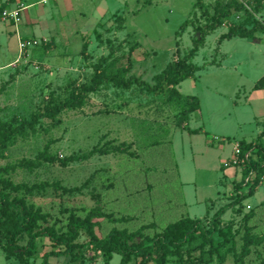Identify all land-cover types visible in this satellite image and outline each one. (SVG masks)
<instances>
[{
	"label": "rangeland",
	"instance_id": "obj_1",
	"mask_svg": "<svg viewBox=\"0 0 264 264\" xmlns=\"http://www.w3.org/2000/svg\"><path fill=\"white\" fill-rule=\"evenodd\" d=\"M1 1H5L1 6L10 3V8L23 5L25 9L20 13L17 27L0 23V125L8 128L23 125L25 131L11 141L0 142V166L13 168L4 175L5 179L30 188L28 192H11L10 197H22L41 209L47 216L46 223H40L41 228L50 225L64 228L70 212L83 214L97 207L110 209L106 191L119 176L126 171L153 172L143 155L149 154L156 141L166 152L165 167L177 166L176 180L169 185L153 177L138 181L141 187L146 180L154 184L152 201L147 198V192L140 199L149 200L148 203L159 208L157 226L185 212L179 208L166 212L162 203L167 198L190 204L187 213L191 218H199L205 209L209 212L222 203L219 200L227 194L228 186L216 181L217 175L226 171L220 172L219 165L231 159L235 143L248 141L264 123V119L255 120L258 115L264 116V91L257 96L250 90L264 75V42L248 43V39H264V0ZM218 1L233 6L192 58V63L201 68L194 78L173 89L164 88L158 94H149L144 88L126 91L106 84L89 93L82 108L41 118L33 129L26 126L45 107L61 103L73 89L88 86L94 66L102 59L126 69V77L134 76L153 85V77L168 63L187 54L196 27L211 21ZM234 3L239 7L235 8ZM231 28L240 35L241 31H249V38L221 40ZM18 38L35 39L40 44L19 51ZM184 95L199 99L200 121L198 125L195 120L188 125L191 129L200 126L204 132L189 133L181 129L188 109L195 107V102ZM156 149L154 146L152 151ZM41 154L54 158V162L37 163ZM27 163L35 166L28 167ZM255 178V174L250 177ZM54 185L76 190L64 193ZM238 189L240 193L246 192L245 187L237 188V182H233L223 204L227 205L225 214L215 229L228 226L231 233L237 231L236 235H241L246 222L245 206L254 208L264 201V181L250 196L245 195L241 204L234 200ZM208 201L214 202L207 206ZM209 220L210 215L202 220L204 228L209 226ZM115 223L102 221L96 228L97 236H106ZM133 225L128 224L127 228L134 230ZM256 232L264 234V226H258ZM210 236L214 244L223 241L217 230ZM235 239L231 238L236 243L233 250L237 247ZM86 240L83 236L77 243ZM4 242V232L0 231V264H41L42 256L51 249L47 239L41 238L34 256L10 257L4 252ZM201 244L208 248L209 243L197 236L195 241L182 246V255L187 257L189 252L193 257L186 260L187 264L189 261L198 264ZM216 256L211 264L218 263ZM203 258H207L206 254ZM233 260L231 256L228 264H233ZM49 261L51 264H120L121 258L117 254L111 259L102 255L90 261L87 253L76 249L73 260L62 257ZM262 261L264 246H259L247 264H262ZM138 263V259L132 258L129 264ZM176 263H179L177 256H171L163 264Z\"/></svg>",
	"mask_w": 264,
	"mask_h": 264
},
{
	"label": "trees",
	"instance_id": "obj_2",
	"mask_svg": "<svg viewBox=\"0 0 264 264\" xmlns=\"http://www.w3.org/2000/svg\"><path fill=\"white\" fill-rule=\"evenodd\" d=\"M230 2H235V0H230ZM232 6L230 3L222 4L218 1V4L214 6V15L211 21L205 22L204 26L196 27V34L192 38L191 48L187 54L179 60L168 63L159 74L153 77V85L134 76L126 77V69H119L113 61L107 62L106 59H102L100 63L94 66V73L88 86H83L78 90L73 89L69 97L61 103L45 107L43 113L34 115L32 121L27 123L26 126L33 129L34 124L41 118H52L64 110L82 108L85 104L86 96L89 93L97 92L101 86L106 84L126 91L133 87L144 88L149 94H158L164 88L173 89L184 80L194 78L195 73L201 68L192 63V58L204 45L206 36L220 26L222 18L229 14ZM1 7L3 8L4 5ZM238 7L239 5L235 6V8ZM241 32L240 35L234 28H231L220 39L249 38V31L248 33ZM254 89H264V76L256 82ZM184 98L195 102V107L188 109L187 120L191 113L199 109V102L193 96H184ZM24 131L25 127L23 125L8 128L5 124H1L0 142L11 141L16 135L23 134ZM199 131L197 129L193 132ZM238 144L241 157H243L244 153L249 152L248 161L241 165V168H236L242 176L240 182L237 183V188H246V192H243L244 194L240 193V189H238L234 199L235 202L241 204L245 195L250 196L264 179V125L262 132L255 139L250 142L239 141ZM153 145L157 148L156 152L152 151L153 146L149 154L145 152L143 155V160L150 163L148 167L153 169L152 173L148 174L145 170L139 174H136L135 171H126L106 191L107 198H110L106 204L110 206V209L97 207L89 209L83 214H78L76 211L70 212L62 229L57 228L55 225L41 228L40 223H46V214L41 209L28 204L22 197H10L11 192H28L30 188L25 184H14L5 179L4 175L9 170H13V168L0 166V231L4 232V252L6 255L10 257L34 256L38 248V240L45 238L49 242L51 249L44 253L41 264H51L50 258L67 257L73 260L76 249L87 253V258L90 261H96L102 255H106L108 259H111L113 254H117L121 258L120 264H129L132 258L138 259V264H163L171 256H177L179 263L176 264H187L186 260H191L193 257H190L189 252H186L187 257H184L181 251L182 246L195 241L197 236H200L209 245L207 249H204L203 244L199 245L202 251L198 264H211L213 256L216 255L218 257L217 264H228L231 256L235 258L233 264H247L253 250L259 248V246H264V234L256 232L258 226H264V202L254 208L249 206V209H247L245 206L247 213L244 214L243 218L246 222L241 235H236L237 231L231 233L228 226H221L215 229L225 213L227 205L220 207L212 215L207 228H204L203 219H191L184 214L185 212L176 214L169 220L170 222L157 226L156 215L160 214L159 208L155 204L148 203L153 194L154 184H148L146 180L145 186L141 187V183H138V181L142 178L144 180L153 177L163 185H169L171 181L174 182L176 180L177 167L175 164L170 168L165 167V165H168L167 159L164 157L166 152L159 147L161 145L160 142L156 141ZM37 160V163H53L55 159L41 154ZM20 164L25 166V163ZM30 165L35 166V163H27L28 167ZM251 171L253 175H256V178L254 180L250 179L248 184L243 186L244 179L249 176ZM134 179L136 180L133 181ZM54 187L64 193H71L76 190L66 189L59 185H54ZM144 192L148 194V202H143L140 199L141 197L145 198L143 196ZM162 206L165 207L166 212L175 211L178 208L180 212L185 210L184 204L168 198L165 199ZM171 206L173 207L170 208ZM256 208L262 209V211L258 209L261 216L256 211ZM115 215L121 217L117 219L118 217H115ZM148 216H150V219L146 221ZM118 220L122 221L115 223ZM102 221L115 223L116 226H113L106 236L98 237L96 228L100 227ZM132 223L134 224V230L127 228L128 224ZM215 230L223 237L222 243L217 242L214 244L211 240L210 233ZM83 236L87 240L78 245L77 240L80 237L83 238ZM235 237L237 247L233 250L236 243L231 238ZM237 237L239 238L238 241ZM220 246L223 247L222 250ZM204 254H206L207 258H203ZM193 263L189 261V264ZM262 264H264V261H262Z\"/></svg>",
	"mask_w": 264,
	"mask_h": 264
},
{
	"label": "crops",
	"instance_id": "obj_3",
	"mask_svg": "<svg viewBox=\"0 0 264 264\" xmlns=\"http://www.w3.org/2000/svg\"><path fill=\"white\" fill-rule=\"evenodd\" d=\"M3 2H5V1H1L0 3H3ZM10 3H8V4H5L4 5V7H11L10 5H9ZM1 6V5H0ZM0 23H2V22H0ZM3 24H9V23H3ZM9 25H11V26H15V27H17L16 25H13V24H9ZM17 37H19L18 36V34H17ZM19 39V38H18ZM20 40V39H19ZM19 40H18V42H19ZM262 42H264V39L262 38V39H259V40H256V41H253V40H251V39H248V43L249 44H251V43H262ZM264 76V75H263ZM263 76H261V77H263ZM260 77V78H261ZM259 78V79H260ZM258 79V80H259ZM257 80V81H258ZM256 81V82H257ZM256 82L254 83V85L256 84ZM254 85L250 88V90H251V92L252 93H254V94H258L257 96H260V92L261 91H264V89H258V90H255L254 89ZM184 96H191V95H184ZM193 97H195V96H193ZM197 98V97H196ZM197 100H198V102H199V109L198 110H196V111H194L193 113H191L189 116H188V119L184 122V125H183V127H181V129L182 130H186L187 132H193L194 130H197V129H199L200 131H199V133H202V132H204L203 131V129L201 130V128L202 127H200V126H196L195 128H193V129H191L190 128V126L188 125L189 124V122H192V121H194L195 120V122H196V125H198L197 123L200 121V118H199V115H200V109H201V105H200V101H199V99L197 98ZM256 116V115H255ZM264 116H262V115H258V116H256L255 117V120H257V121H259L260 119H264L263 118ZM262 126L259 128V130L257 131L256 130V134L252 137V138H250L249 140H248V142H250V141H252L253 139H255L261 132H262V130H263V125H264V123H262L261 124ZM149 136H151V135H149ZM166 142H170V140H166ZM169 144V143H168ZM151 147V146H150ZM151 149V148H150ZM149 149V150H150ZM228 159V158H227ZM218 165V164H217ZM177 167V166H176ZM219 171L220 172H222V170L223 169H225L226 171L225 172H222L221 173V175H217V177H216V181L218 182V180H219V182H218V184H220V183H224L226 186H228V192H227V194L225 195V196H223V198H221L219 201H221L222 200V203L221 204H217L218 205V207H216V208H214V207H212V208H210L209 209V212H208V210L207 209H205L204 210V214L202 215V216H200L199 218H191L189 215H188V213H187V210H189L190 209V204H186V202L184 201L183 202V204H184V207H185V215L186 216H188L189 218H191V219H204V218H207L208 217V215H210L211 217H212V215L221 207V206H224L223 204H225L224 202H225V199L229 196V194H230V192H231V190H232V184H233V182H240V180H241V177L242 176H240V174H239V170L238 169H233V168H231V166L228 164V161H223V162H221V164L219 165ZM179 176V175H178ZM216 181H215V183H216ZM195 193V192H194ZM194 195V194H193ZM184 196L186 197V195H185V193H184ZM203 201V200H202ZM211 202H214V201H208V203H207V206L210 204L211 205ZM216 202V201H215ZM262 202H264V201H262ZM262 202H260V203H262ZM259 203V204H260ZM249 206V205H248ZM211 207V206H210ZM225 214V213H224ZM223 214V215H224Z\"/></svg>",
	"mask_w": 264,
	"mask_h": 264
},
{
	"label": "built area",
	"instance_id": "obj_4",
	"mask_svg": "<svg viewBox=\"0 0 264 264\" xmlns=\"http://www.w3.org/2000/svg\"><path fill=\"white\" fill-rule=\"evenodd\" d=\"M25 7L23 5H17L13 8L10 7H1L0 6V22L2 23H11L13 25H16L20 21V13L22 10H24ZM45 42V40H43ZM40 42L37 40H29V39H20L18 42L19 51H27L29 48L35 47L39 45ZM217 140V139H216ZM249 152L244 153L243 157H241V151L238 143H235L233 149H232V157L228 161V164L230 166L241 168L240 166L243 165L248 161ZM253 176V172L251 171L249 176H247L244 179L243 186L248 184V181L250 180V177ZM264 179L262 180V182ZM261 182V183H262ZM247 209H249V206H246Z\"/></svg>",
	"mask_w": 264,
	"mask_h": 264
}]
</instances>
